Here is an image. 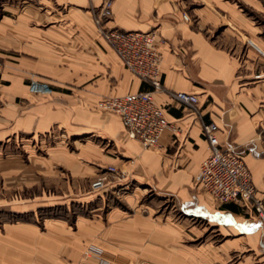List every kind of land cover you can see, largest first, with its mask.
I'll return each mask as SVG.
<instances>
[{
    "label": "crops",
    "instance_id": "obj_1",
    "mask_svg": "<svg viewBox=\"0 0 264 264\" xmlns=\"http://www.w3.org/2000/svg\"><path fill=\"white\" fill-rule=\"evenodd\" d=\"M104 1L0 0V185L18 191L0 201V264H98L83 257L91 241L131 253L149 224L133 195L146 191L214 228L224 238L221 257L264 264L259 218L196 182L211 153L203 124L215 121L221 145L245 160L264 199V0H112L109 26L161 38L164 89L155 98L171 125L156 148L131 138L119 114L97 107L103 96L152 89L100 36L94 15ZM31 77L53 92H32ZM171 91L197 94L198 113ZM56 132L60 139L41 153L27 144L2 153L11 139ZM108 166L125 171L109 174L108 189L125 193L87 192ZM50 185L63 194L52 195ZM69 203L86 210L39 219Z\"/></svg>",
    "mask_w": 264,
    "mask_h": 264
},
{
    "label": "built area",
    "instance_id": "obj_2",
    "mask_svg": "<svg viewBox=\"0 0 264 264\" xmlns=\"http://www.w3.org/2000/svg\"><path fill=\"white\" fill-rule=\"evenodd\" d=\"M113 15L112 0H105L94 15L97 30L120 56L125 66L139 78L151 84L152 89L129 92L124 95L103 96L97 107L120 115L131 138L137 139L145 148H156L171 122L157 103L155 92L164 89L162 82L163 50L161 38L156 31L125 30L109 26ZM190 19L187 12L183 13ZM4 63L0 60V71ZM30 90L37 94H49L48 83L32 79ZM170 94L194 112L199 111V97L195 93L171 91ZM219 126L215 121L205 122L203 131L209 141L211 153L203 160L196 175L197 184L216 201L234 204L239 208H250L259 218L264 234V199L259 196L252 172L245 160L233 147H223L218 136ZM110 173L124 174L116 166L95 177L91 189L101 191L110 182ZM103 262L106 259H102Z\"/></svg>",
    "mask_w": 264,
    "mask_h": 264
},
{
    "label": "rangeland",
    "instance_id": "obj_3",
    "mask_svg": "<svg viewBox=\"0 0 264 264\" xmlns=\"http://www.w3.org/2000/svg\"><path fill=\"white\" fill-rule=\"evenodd\" d=\"M32 79L48 83L52 89L50 93L53 92L54 89L50 82L37 77H31L28 82L29 85ZM59 139V132H56L55 136L50 133L23 136L20 139L15 138L6 142L4 145L8 148L2 149V153L8 156L11 154V146H14L15 149L25 148L24 144L30 147L34 146L36 152L41 153L44 144L55 143V141ZM23 155H25V153H22V156ZM91 182L92 180L89 181L86 186L87 192H90V190L92 191ZM108 185L102 190L106 194L107 199L111 198L113 195L119 196L125 193L123 189H118L119 192L113 193L111 189H108ZM5 186L0 185V201L5 199L4 202H6L18 196V191L9 192ZM46 187L47 190L51 189L52 195L59 196L63 194L59 185H50ZM37 191V189H34L31 192L37 193ZM140 195L141 198H137L136 194H134L133 198L138 199V204H143L141 210L142 214L147 216L146 218L149 220L148 231L142 238V247L134 248L131 250V253H127L122 249L113 250L106 247V245L91 241L88 242L84 248L83 257L85 259L95 258L98 264H237L238 261L241 260L242 256L236 255L235 253H232L228 258L220 256L222 251L219 247L224 238L219 235L214 228L205 226L200 220H188L177 212L176 207L173 206L172 203L160 200L155 197L153 192L146 191L144 194ZM70 207H72V211L69 209ZM51 210L45 209V211L39 215V219L43 217L42 215L49 214L63 215V217L72 219L74 217L72 213L73 210L82 213L86 208L69 203L62 207L57 206L51 208ZM134 210H131L132 213H134ZM3 217L4 219H8V217L11 218L6 215ZM25 217V219H38L36 216L34 218L29 216ZM102 259H106V261L103 262Z\"/></svg>",
    "mask_w": 264,
    "mask_h": 264
}]
</instances>
